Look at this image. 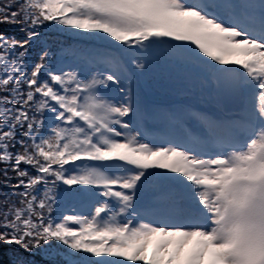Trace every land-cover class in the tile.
<instances>
[{"label": "snow or ice", "instance_id": "obj_1", "mask_svg": "<svg viewBox=\"0 0 264 264\" xmlns=\"http://www.w3.org/2000/svg\"><path fill=\"white\" fill-rule=\"evenodd\" d=\"M0 264H264V0H0Z\"/></svg>", "mask_w": 264, "mask_h": 264}, {"label": "trees", "instance_id": "obj_2", "mask_svg": "<svg viewBox=\"0 0 264 264\" xmlns=\"http://www.w3.org/2000/svg\"><path fill=\"white\" fill-rule=\"evenodd\" d=\"M83 226H81V228H82ZM79 230V229H78Z\"/></svg>", "mask_w": 264, "mask_h": 264}]
</instances>
